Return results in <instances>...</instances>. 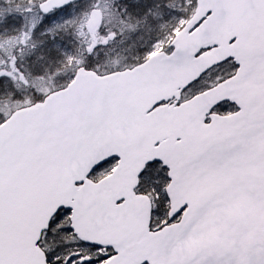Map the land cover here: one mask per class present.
<instances>
[{
    "label": "snow or ice",
    "instance_id": "1",
    "mask_svg": "<svg viewBox=\"0 0 264 264\" xmlns=\"http://www.w3.org/2000/svg\"><path fill=\"white\" fill-rule=\"evenodd\" d=\"M0 264H264V0H0Z\"/></svg>",
    "mask_w": 264,
    "mask_h": 264
}]
</instances>
